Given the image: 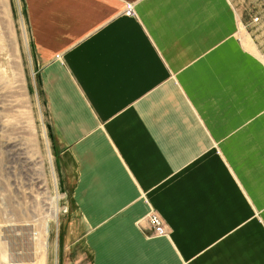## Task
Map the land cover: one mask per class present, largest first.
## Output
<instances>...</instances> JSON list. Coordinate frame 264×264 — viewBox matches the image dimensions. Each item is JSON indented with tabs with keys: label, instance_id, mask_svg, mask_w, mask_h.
<instances>
[{
	"label": "crops",
	"instance_id": "1",
	"mask_svg": "<svg viewBox=\"0 0 264 264\" xmlns=\"http://www.w3.org/2000/svg\"><path fill=\"white\" fill-rule=\"evenodd\" d=\"M23 5L66 205L55 264H264V0Z\"/></svg>",
	"mask_w": 264,
	"mask_h": 264
},
{
	"label": "rangeland",
	"instance_id": "2",
	"mask_svg": "<svg viewBox=\"0 0 264 264\" xmlns=\"http://www.w3.org/2000/svg\"><path fill=\"white\" fill-rule=\"evenodd\" d=\"M28 21L23 0H0V264H55L64 245L53 141L18 42Z\"/></svg>",
	"mask_w": 264,
	"mask_h": 264
},
{
	"label": "built area",
	"instance_id": "3",
	"mask_svg": "<svg viewBox=\"0 0 264 264\" xmlns=\"http://www.w3.org/2000/svg\"><path fill=\"white\" fill-rule=\"evenodd\" d=\"M150 225L154 228L156 234L167 235L169 234V227L165 224L163 216L157 210H152L147 215Z\"/></svg>",
	"mask_w": 264,
	"mask_h": 264
},
{
	"label": "bare ground",
	"instance_id": "4",
	"mask_svg": "<svg viewBox=\"0 0 264 264\" xmlns=\"http://www.w3.org/2000/svg\"><path fill=\"white\" fill-rule=\"evenodd\" d=\"M148 220V219H147Z\"/></svg>",
	"mask_w": 264,
	"mask_h": 264
}]
</instances>
